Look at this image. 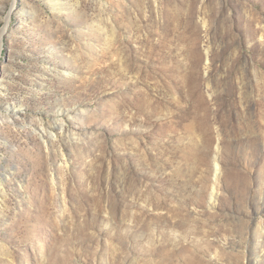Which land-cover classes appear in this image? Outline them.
Here are the masks:
<instances>
[{"label": "rangeland", "instance_id": "1", "mask_svg": "<svg viewBox=\"0 0 264 264\" xmlns=\"http://www.w3.org/2000/svg\"><path fill=\"white\" fill-rule=\"evenodd\" d=\"M0 264H264V0H0Z\"/></svg>", "mask_w": 264, "mask_h": 264}, {"label": "bare ground", "instance_id": "2", "mask_svg": "<svg viewBox=\"0 0 264 264\" xmlns=\"http://www.w3.org/2000/svg\"><path fill=\"white\" fill-rule=\"evenodd\" d=\"M0 41H1V38H0Z\"/></svg>", "mask_w": 264, "mask_h": 264}]
</instances>
